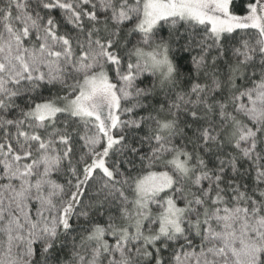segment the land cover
Masks as SVG:
<instances>
[{
	"label": "snow or ice",
	"instance_id": "1",
	"mask_svg": "<svg viewBox=\"0 0 264 264\" xmlns=\"http://www.w3.org/2000/svg\"><path fill=\"white\" fill-rule=\"evenodd\" d=\"M0 264H264V0H0Z\"/></svg>",
	"mask_w": 264,
	"mask_h": 264
}]
</instances>
